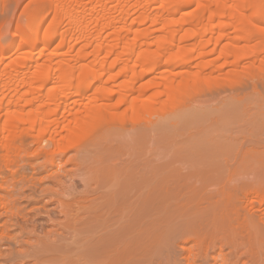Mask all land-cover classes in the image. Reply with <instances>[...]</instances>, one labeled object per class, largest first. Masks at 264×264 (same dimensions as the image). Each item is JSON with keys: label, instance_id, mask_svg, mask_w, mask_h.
<instances>
[{"label": "bare ground", "instance_id": "1", "mask_svg": "<svg viewBox=\"0 0 264 264\" xmlns=\"http://www.w3.org/2000/svg\"><path fill=\"white\" fill-rule=\"evenodd\" d=\"M21 2L17 0L14 6L18 7ZM49 4L50 19H47L48 12L41 17L31 13L27 26L16 29L7 43L0 44V150L10 164L14 150L20 148L17 140L29 135L41 145L47 143V149L53 147L54 151L61 153L74 151L69 159V170L64 171L54 183L61 192L54 189V185L48 188L56 195L55 202L51 203H55L54 210L61 216L54 221L60 230H52L54 241L49 250L63 253L78 246V253L85 261L83 264H144L145 260L146 264H150L170 245L172 240L167 238L169 231L173 233L179 229L177 225L168 223L173 216L154 214L156 204L167 202L177 189L157 187L161 184H156L153 177L152 134L159 129L181 130L186 117L178 114L164 120L161 125L149 126L140 132H135L133 128L113 126L98 130L96 127L113 121L122 123L129 114L139 116L149 113L159 103L172 105L191 86L209 80L212 77L210 73H197V69L196 73L190 71L183 75V67L195 54L200 57L205 55L211 41L216 39L217 43L222 40L226 36L223 32L230 27L237 37L244 40H249L251 33L248 32L254 29L252 38H262L264 46V30L261 27L264 0H50ZM191 6L196 7V12L183 13L184 8ZM147 22L154 30L148 27L138 29L139 25L145 26ZM40 30H44L41 37ZM190 39L193 43L184 44ZM71 40L80 44L76 56L72 55L75 43L72 42V46ZM18 47L29 48L20 58L3 63L4 54ZM256 49L249 42L243 48L230 42L220 49V56L233 58L231 62L234 63L245 58L249 54L247 52L255 53ZM54 59L57 61L56 69L54 67L56 73L52 75ZM166 66L181 67L182 71L177 73ZM87 78L89 80L85 82ZM102 80L105 86L95 89L87 102L79 103L81 106L85 104L84 107L70 104L73 96L84 97L95 83ZM52 84L54 86L50 87ZM148 89L152 90L149 95ZM59 114L64 116L62 121ZM66 114L68 119H64ZM221 123H217L218 131L226 124ZM234 123L236 128L233 129H237ZM228 124L231 123L227 122L225 127ZM231 126L226 130L229 131ZM53 129L54 135L51 133ZM184 131L186 129H183V137L186 134ZM231 134L228 132L227 141L232 138L229 137ZM194 135L199 134L189 131L185 137ZM256 135L252 139H259ZM258 139L250 141V152H256L252 145L255 146L257 141L256 145L264 141ZM222 141L216 146L217 152L222 155L233 152L239 144L236 142L234 146L236 143L231 142L229 145L226 141L221 145ZM239 162L243 159L240 158ZM201 175L200 172L192 173L190 177L201 178ZM66 177L72 183L78 181L82 190L76 191L72 186L75 190L70 193L64 184ZM180 185L183 195H197L186 179ZM202 189L203 195H212V192ZM63 193L70 194L71 199H61ZM257 197L263 198L264 202V193H257ZM247 207L252 210L251 205ZM189 210L184 211L191 214L193 209ZM229 211L214 213L210 209L204 212L210 218L207 220L210 227L201 213H196V217L188 214V217L189 220L196 218L194 222L198 218L204 221V224L201 221L202 230L206 231V238L209 234L210 242L217 243L215 241L220 238L215 234L225 232L222 238H225L227 247L234 250V255L238 257L240 253L237 254V251L246 246L248 253L245 252L251 259V263H247L264 264V237L260 236L257 223L250 217H240L239 213ZM186 213L183 212V216ZM187 218H183V222ZM259 221L263 224V218L260 217ZM194 222L190 221V224L198 225ZM215 222L220 227L215 226L214 230L212 226L216 224L212 223ZM170 224L174 225L173 232ZM201 225H198L200 229ZM187 230V234L193 231ZM228 235H232V239L226 240ZM154 237L159 239L162 247L157 242L153 243ZM151 241L160 250L156 251L155 246L156 249L152 248ZM207 251L209 249L204 248V255L197 257L207 258ZM243 257L247 260L246 256ZM81 258L78 257L73 264H81ZM239 259L227 263L238 264L239 261L235 260ZM138 260L142 261L138 263ZM225 260L220 264H226ZM213 261V264H219L216 259Z\"/></svg>", "mask_w": 264, "mask_h": 264}, {"label": "rangeland", "instance_id": "2", "mask_svg": "<svg viewBox=\"0 0 264 264\" xmlns=\"http://www.w3.org/2000/svg\"><path fill=\"white\" fill-rule=\"evenodd\" d=\"M18 1L22 2L18 7H15L17 0H0L1 45L7 43L16 29H23L27 26L31 13H37L41 17L45 12H48L47 19L51 17L50 0ZM42 10L45 11L43 12ZM195 10L196 7L191 6L184 8L183 13ZM148 23L145 26L139 25L138 29L148 27L151 30L153 27ZM261 24L264 30V20ZM62 29L64 30L63 27ZM253 30L248 32L249 34L251 33L249 40H244L242 37H237L238 35L234 29L230 27L226 32H223L226 36L222 40L217 43L215 42L216 39L211 41L205 49V55L200 57L195 54L189 64L183 67V75L185 72L189 73L190 71L191 73H196L195 70L197 69V73L198 71L206 74L210 73L212 77L207 81H201L191 86L174 104L163 105L159 103L149 113L139 116H131L129 114L122 120V123L113 121L106 125L99 124L96 127L98 130H107L113 126L120 129L133 128L135 132H140L146 127L161 125L164 120L178 114H183L186 117L183 119L181 130L159 129L152 134L150 153L153 154L152 162L155 167L153 177L156 184H161L156 186H171L177 189L176 194L172 195L167 202L156 204L154 214L164 213L171 215V217L173 216L170 218L171 221L168 220V223L177 225L180 230L177 227L176 229L178 230L173 232L174 225L170 224V230L172 229L173 233L169 231L167 238L173 242L171 241L170 243L168 241L170 245L168 244L169 246L164 248L159 256L152 259L150 264H213L214 259L219 264L227 259L228 261H225L228 264L230 260L234 261V259H239L240 257L239 260H235V262L239 261L238 264H243V260H245L246 264L251 263V259H248L249 255L247 254L248 247L247 249L246 246L244 249L240 247L242 251L240 249L237 251V254L240 253L238 255L239 258L234 255L236 254L233 252L234 250L232 251V249L227 247L228 244L226 245L225 238H222L225 232H220L223 236L219 233L215 234L220 238L215 236L219 239L215 241L217 243L210 242L211 240L208 239L209 234L207 233L208 237L206 238V231L202 230V220L199 221V216H197V222H194L196 218H194L195 220L193 218L189 220L188 214L191 212L189 209H195L196 213H201L206 220L207 226H209V221L207 222V220H210V218L208 219L207 213L204 212H209L210 209L214 213L231 210L229 212L239 213L240 217H250L257 223L259 231H261L259 232L260 236L264 237V202L262 201L263 198L257 197V193H264V149L262 148L264 147L262 146L264 141L256 145L257 141L254 144L255 146L252 145L256 152H250V141L254 142L255 139H258L255 136L252 139L254 134H257L256 136L259 139L262 138L260 141L264 139V46L261 42L262 38L258 36L252 38L255 32ZM258 30H261V28ZM43 31L40 30V37ZM188 41L184 44L193 43L192 39ZM72 42L75 43L72 55L76 56L80 44H76V41L71 40L70 44L72 46ZM230 42L235 43L239 48L246 47L249 42V44L251 43L254 47H257L255 50L256 54L247 52L249 54L245 58L233 63L231 62L233 58L231 60L228 58V60L220 56V49ZM28 48L18 47L9 50L4 54L5 58H3L2 62L7 63L20 58L21 54ZM36 51L38 52V48ZM53 62L52 75H55L56 59ZM200 62H202V65L198 67L197 64ZM170 69H175L177 73L182 71L181 67ZM88 80L89 78L85 82ZM146 81L147 79L144 80V82ZM53 86L54 84L50 87ZM101 86H105L104 80L95 83L84 97L77 98L73 96L70 104L73 107H84L85 104L81 106L79 103L87 102L93 96L95 89ZM151 92L152 90L148 89L147 95L151 94ZM60 115V118H58L62 121L64 116ZM66 118H69L68 114H66L64 119ZM230 121L235 122L234 125L238 126L237 129H233L236 127ZM219 122H226V124L229 122L231 124H228V126H232L229 127L228 131L226 130L228 126L225 127L226 124H224L225 132L223 131V133L221 132L224 129L222 126L218 125L221 129L219 128V131L217 129V123L220 124ZM215 128L216 132L213 131ZM183 129H186L184 137H187L189 131H195L199 135L189 136L190 138L187 139L185 137L184 139ZM204 129L206 131H203ZM230 130L234 131L230 132ZM54 132L55 129L51 131L52 135L55 134ZM208 132L209 134H207ZM228 132L233 134L229 135V137H232L235 143H239L238 145L232 142V138L230 139L231 141H227ZM225 133H227L226 136ZM221 136H225L226 139L223 137V141H218L217 139H221ZM247 140L249 141V143L247 142L249 147L246 145L247 143L245 144ZM220 141H222L221 145L225 144L226 141L227 143L229 142V145L232 142L235 144H233L234 146L237 145V148L234 147L233 152L222 155L217 152L218 147H216ZM17 143L20 148L19 150H14L10 164L6 162L5 154L0 150V264H73V262L78 260V257H82L78 253V246L67 249L63 253H53L48 249L54 241L52 230L55 228H57L55 230L58 232L60 230L54 221L61 217L58 215L57 210H54L55 203H51L52 201L55 202L54 198L56 195L51 193L48 188L55 186V180L63 176L64 171L69 170L71 166L69 159L74 155V151L69 150L61 153L58 150L60 152L58 153L57 150L54 151L53 147L47 149V143L41 145L29 135H23L20 140H17ZM240 145H243L242 148ZM245 149L248 151L247 154H245L247 152ZM240 158L243 159V162H239ZM199 172L202 173L201 178L192 179L190 177L192 173ZM185 179L189 186L196 191V196L183 195V187L181 188L180 184H183ZM65 182L64 184L70 193L75 189L76 191L82 190L78 181L72 183V180L66 177ZM177 186L180 187L177 188ZM202 188L207 193L212 192V195H203ZM54 189L61 192V189L57 186ZM61 199L70 200L71 195L63 193ZM247 205H251L252 210ZM212 208L216 211L212 210ZM184 210H189V213L187 214ZM193 210L191 214L194 216L196 213ZM183 212L187 215L183 216ZM191 214L189 216L193 217ZM260 217L263 218V224L259 221ZM183 218H187V220L184 219L185 221L183 222ZM214 220L212 221L214 222ZM217 220L218 218L216 222ZM186 221H188V227L187 223H185ZM190 221L197 223L199 226L201 225V229L198 225L190 224ZM216 222L212 224H216ZM184 223L186 225H183ZM212 224L210 225L212 226ZM217 224L212 226L214 230ZM187 229L189 231L192 229L194 233H191L193 232L191 231L187 234ZM207 232L209 231L207 230ZM225 235L227 236V234ZM231 236L228 235L226 240L232 239ZM157 237L159 238V236ZM157 237H154L153 243L157 242L156 244L160 247L161 243L159 239L157 240ZM153 243L151 241L152 248L155 246V244L152 245ZM158 246H155L157 249L154 248L156 251L159 249ZM205 246H208V248ZM204 248L206 250L209 249L207 258H198L197 255H204ZM154 249L152 250L155 251ZM229 252L233 253L230 254ZM242 255L246 256L247 260ZM82 259H79L81 264L85 262ZM139 261L142 260H138V263ZM146 263L147 260H145L144 264Z\"/></svg>", "mask_w": 264, "mask_h": 264}]
</instances>
